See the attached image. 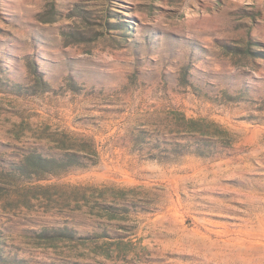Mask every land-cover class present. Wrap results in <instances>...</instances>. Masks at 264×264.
Returning <instances> with one entry per match:
<instances>
[{
	"label": "rangeland",
	"instance_id": "rangeland-1",
	"mask_svg": "<svg viewBox=\"0 0 264 264\" xmlns=\"http://www.w3.org/2000/svg\"><path fill=\"white\" fill-rule=\"evenodd\" d=\"M0 264H264V0H0Z\"/></svg>",
	"mask_w": 264,
	"mask_h": 264
},
{
	"label": "trees",
	"instance_id": "trees-1",
	"mask_svg": "<svg viewBox=\"0 0 264 264\" xmlns=\"http://www.w3.org/2000/svg\"><path fill=\"white\" fill-rule=\"evenodd\" d=\"M188 124L195 126L197 124V121H194L192 119L187 120ZM198 146L202 144L203 139L199 137L198 140ZM167 147L170 152L176 154V155H182L184 152H178L179 150L177 147H180L178 144H167ZM183 147V146H181ZM78 157L75 154H66L63 155L62 158H51V159H44L40 155H32L30 158H28V161L32 166L37 168L38 170H44L46 172L49 171V167L55 168V167H62V166H67L71 165L72 163H78L77 161ZM46 234V233H43Z\"/></svg>",
	"mask_w": 264,
	"mask_h": 264
}]
</instances>
